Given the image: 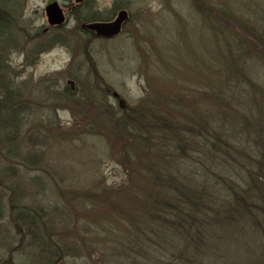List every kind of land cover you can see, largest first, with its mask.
Returning <instances> with one entry per match:
<instances>
[{"label":"rangeland","instance_id":"obj_1","mask_svg":"<svg viewBox=\"0 0 264 264\" xmlns=\"http://www.w3.org/2000/svg\"><path fill=\"white\" fill-rule=\"evenodd\" d=\"M53 1L64 12L61 25L47 21L45 7ZM9 3L13 30L0 49L6 42L7 76L21 92L24 117L17 138L0 144V264L168 263L175 247H157L152 262L146 257L148 239L136 228L148 212L131 208L126 197L140 194L144 163H156L164 176L210 180L211 161L195 146L220 111L237 117L238 133L232 137L226 125L221 138L247 150L255 145L243 121L264 113V0ZM120 10L127 19L115 37H95L81 26L85 17L109 21ZM244 54L255 59L243 63ZM216 92L223 98L218 105ZM119 99L128 111L151 105L156 117L171 115L180 133L202 134L184 136L182 153L175 142L155 137L151 146L124 150ZM224 199L215 198L216 205ZM214 227L208 240L217 246L195 264H264L263 249L255 255L242 245L261 249V238L247 227L244 235L234 221Z\"/></svg>","mask_w":264,"mask_h":264},{"label":"trees","instance_id":"obj_2","mask_svg":"<svg viewBox=\"0 0 264 264\" xmlns=\"http://www.w3.org/2000/svg\"><path fill=\"white\" fill-rule=\"evenodd\" d=\"M8 2L9 0H6L5 3L0 0V39L2 41L6 40L7 35L11 34L10 31L13 30L9 21L11 20V13L8 11L10 6ZM219 14L223 15V12ZM207 15H210V13L208 12ZM85 19L91 22L101 18L91 16L85 17ZM10 37L6 40L9 43ZM7 49L6 42H4V46L0 49L1 145L12 142L17 138V133L20 131L19 128L22 124L21 120L24 117V114H20L23 109H21V106L19 107L18 103L21 99V92L7 76V61L4 59ZM252 59L255 58L250 55L246 57L245 54L240 57L243 63H248ZM233 62L236 63L234 58ZM254 65L251 64L248 67H253ZM231 74L232 70H230L229 75ZM232 87H234L233 84ZM213 98L214 105L223 102V98L218 92L214 93ZM225 103L228 104L227 101ZM258 107L262 109L264 106L262 104V107ZM151 108V105L141 108L137 107L133 111L120 108L124 117L118 125L124 134V150L125 148H128L127 151L130 148L133 151L139 150L140 147L138 145L144 146V144L151 146L155 143L152 137H155L156 140L167 139L175 142L176 150L182 153L185 143H187L184 136H189V134L191 137L201 136L202 133L200 131L199 134L192 129H186V131L180 133V127L173 121L171 115L156 117ZM112 109L109 111L112 112ZM218 114L216 121L214 120L213 128L205 131L206 136L201 138L203 140L201 142L202 145L200 147L198 145L195 146V151H203L205 149L203 152L211 161L209 163V173L212 176L210 180H196L191 178L192 174L190 175L189 173H187L189 176L186 178L179 173L171 175L169 172L168 174L165 173L164 176L157 169H153L157 165L156 163L153 166L152 162L146 165L144 163L141 166L144 168L142 170L144 177H141L143 187L139 194L142 197H139L138 194L132 195L131 192L126 197L129 199L131 208H136L138 212L137 208H142L144 212H148L146 216L147 224L140 221L136 231L139 237H142V239L144 237V240L148 239L149 248L145 251V255H148L146 257L149 258L150 262L155 257L154 249L164 245L165 248H176L175 252H171L173 253L172 260L166 264H195L201 253L209 252L205 249L210 247L211 241L208 239L212 236L213 230L217 229L214 226H231L233 221L237 224L240 232L243 233L242 235L247 232L245 229L247 227L249 229L248 232L261 238L259 246L261 249L258 252L257 248L256 250L254 248L250 250L247 242L242 244L246 253L254 252L253 254L256 255L262 249L264 250V113L261 114V117L257 115L244 117L243 124L247 133L246 137L249 140L253 136L255 144L251 150L229 144L227 138H221L226 125L231 127L232 137H236L238 134L236 132L237 117H230L221 111ZM203 121L205 122V120ZM145 153L148 154L149 152L146 150ZM244 153L247 156L244 157ZM236 167H238V170ZM135 176L134 178L136 179ZM180 176L183 179L180 180ZM222 195L225 198L224 203L221 206H217L215 198L218 200ZM113 198L114 196L112 195L110 199L112 200ZM115 202L117 201H114L111 207H116ZM108 204L110 205V203ZM22 217L25 218V216ZM34 219L36 220L35 217ZM29 223L31 227L36 228V225L33 224L34 222L29 221ZM18 225L20 227L25 226L24 223ZM41 225L45 228V225L42 223ZM176 236L179 237V242L174 245L172 239ZM35 237L34 241L38 242L39 236L35 235ZM232 239L229 238L228 240ZM216 246V244H212L211 247L214 248ZM41 247L42 252L49 253L44 246ZM58 259L61 260L60 257Z\"/></svg>","mask_w":264,"mask_h":264},{"label":"water","instance_id":"obj_3","mask_svg":"<svg viewBox=\"0 0 264 264\" xmlns=\"http://www.w3.org/2000/svg\"><path fill=\"white\" fill-rule=\"evenodd\" d=\"M76 3L82 0H74ZM45 14L47 16V21L50 25H61L65 21V16L62 9L59 7L56 1L50 2L45 7ZM127 19V13L124 10H120L116 17L111 21L106 22H89L83 23L82 28L92 32L95 37L102 38H112L118 35L121 31L123 23ZM71 83V82H70ZM112 96L118 98L116 92H112ZM119 106L124 107V100H118ZM57 264H62L61 261Z\"/></svg>","mask_w":264,"mask_h":264},{"label":"flooded vegetation","instance_id":"obj_4","mask_svg":"<svg viewBox=\"0 0 264 264\" xmlns=\"http://www.w3.org/2000/svg\"><path fill=\"white\" fill-rule=\"evenodd\" d=\"M110 20H113V18L112 19H110ZM109 20V21H110ZM102 21H108V20H98V22H102ZM87 32H89V31H87ZM92 34V33H91Z\"/></svg>","mask_w":264,"mask_h":264}]
</instances>
